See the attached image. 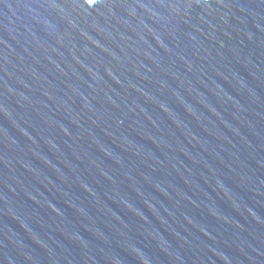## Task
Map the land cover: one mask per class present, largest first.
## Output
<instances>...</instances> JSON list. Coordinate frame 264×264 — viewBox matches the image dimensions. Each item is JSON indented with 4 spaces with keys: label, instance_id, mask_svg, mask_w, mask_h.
Instances as JSON below:
<instances>
[{
    "label": "water",
    "instance_id": "95a60500",
    "mask_svg": "<svg viewBox=\"0 0 264 264\" xmlns=\"http://www.w3.org/2000/svg\"><path fill=\"white\" fill-rule=\"evenodd\" d=\"M0 264H264V0H0Z\"/></svg>",
    "mask_w": 264,
    "mask_h": 264
},
{
    "label": "snow or ice",
    "instance_id": "6c2138e0",
    "mask_svg": "<svg viewBox=\"0 0 264 264\" xmlns=\"http://www.w3.org/2000/svg\"><path fill=\"white\" fill-rule=\"evenodd\" d=\"M87 2H88L89 4H93V3L95 2V0H87Z\"/></svg>",
    "mask_w": 264,
    "mask_h": 264
}]
</instances>
